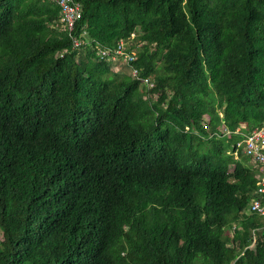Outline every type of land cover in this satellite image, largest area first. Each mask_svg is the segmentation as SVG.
Listing matches in <instances>:
<instances>
[{
	"label": "trees",
	"instance_id": "obj_1",
	"mask_svg": "<svg viewBox=\"0 0 264 264\" xmlns=\"http://www.w3.org/2000/svg\"><path fill=\"white\" fill-rule=\"evenodd\" d=\"M75 1L74 34L153 86L72 50L53 0H0V264H264L237 145L264 121V0Z\"/></svg>",
	"mask_w": 264,
	"mask_h": 264
},
{
	"label": "built area",
	"instance_id": "obj_2",
	"mask_svg": "<svg viewBox=\"0 0 264 264\" xmlns=\"http://www.w3.org/2000/svg\"><path fill=\"white\" fill-rule=\"evenodd\" d=\"M60 9L58 18L59 29L65 30L71 38L72 50H79L88 45L99 59H108L111 62L121 61L129 65L134 59V51L124 50V41L120 40L114 49L104 48L98 44H92L85 40L84 31L78 36L74 34L76 22L81 18V4L75 0H53ZM132 37V36H131ZM128 74L133 79H139L141 84L152 87L153 84L148 78L140 77L137 68L128 66ZM241 146L242 152L247 156L254 168L257 169L256 188L254 196L249 200L250 211L256 212L264 217V121L245 135V138L237 143Z\"/></svg>",
	"mask_w": 264,
	"mask_h": 264
},
{
	"label": "rangeland",
	"instance_id": "obj_3",
	"mask_svg": "<svg viewBox=\"0 0 264 264\" xmlns=\"http://www.w3.org/2000/svg\"><path fill=\"white\" fill-rule=\"evenodd\" d=\"M130 44H131V42H130ZM129 44V45H130ZM111 70L113 71V72H115V73H120L121 71H123L124 70V68H127V64L126 63H124V62H121V61H113L112 63H111ZM205 120V119H204Z\"/></svg>",
	"mask_w": 264,
	"mask_h": 264
},
{
	"label": "crops",
	"instance_id": "obj_4",
	"mask_svg": "<svg viewBox=\"0 0 264 264\" xmlns=\"http://www.w3.org/2000/svg\"><path fill=\"white\" fill-rule=\"evenodd\" d=\"M126 69H128V68H124V70H126Z\"/></svg>",
	"mask_w": 264,
	"mask_h": 264
}]
</instances>
